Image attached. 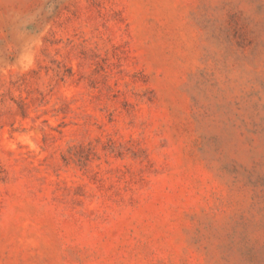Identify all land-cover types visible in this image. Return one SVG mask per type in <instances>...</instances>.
Returning <instances> with one entry per match:
<instances>
[{
    "label": "rangeland",
    "instance_id": "obj_1",
    "mask_svg": "<svg viewBox=\"0 0 264 264\" xmlns=\"http://www.w3.org/2000/svg\"><path fill=\"white\" fill-rule=\"evenodd\" d=\"M0 264H264V0H0Z\"/></svg>",
    "mask_w": 264,
    "mask_h": 264
}]
</instances>
